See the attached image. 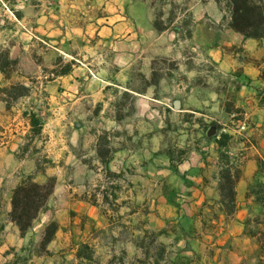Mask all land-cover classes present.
Masks as SVG:
<instances>
[{"label":"crops","instance_id":"1","mask_svg":"<svg viewBox=\"0 0 264 264\" xmlns=\"http://www.w3.org/2000/svg\"><path fill=\"white\" fill-rule=\"evenodd\" d=\"M171 33L158 31L145 0H0V176L18 177L7 187H3L6 179H1L0 235L7 238L5 244L22 241L27 235L23 236L10 219L12 194L24 176L32 175L35 181L46 183L56 175L87 176L94 170L107 175L110 171L114 176L128 177L113 183L126 189L130 198L137 192L148 194V228L159 233L167 247L159 264L178 254L190 264H260L261 245L250 232L249 223L264 208L256 190L257 184H264L262 41L246 39L241 33L234 40L252 52L258 60L254 64L223 57L215 50L202 59L183 57L175 106L133 103L134 117L139 113L158 117L156 120L136 119L131 114L110 120L104 116L113 87L134 98L152 99L149 92L141 94L129 83L139 67L151 65L154 52L169 53L175 40ZM227 62L230 76L238 83L233 89L234 105L247 120L248 139L221 148L214 137L211 144L215 152L194 149L178 162L167 154L153 158L152 153H139L137 145L129 142L131 138L134 142L137 134L131 129L169 127L170 110L195 113L202 93L200 67L196 65L203 64L210 71L211 64L223 66ZM237 65L241 69L238 73ZM17 86L25 92L14 97L11 90ZM228 115L234 124L236 114ZM110 127L128 130L122 133L125 142L104 165L99 155L100 133ZM221 150L230 153L243 172L237 184V210L230 216L220 210L218 202ZM6 161L19 163L7 165ZM70 206L72 211L96 220L104 217L90 202ZM213 206L217 213L209 217ZM41 215L43 225L53 217V211L47 209ZM69 218L71 221L77 216ZM206 223L214 225L212 232ZM168 224H176L175 229H169ZM64 238L71 249L72 264H79L72 231ZM61 243L58 230L47 251L56 254ZM140 249L132 243L128 250Z\"/></svg>","mask_w":264,"mask_h":264},{"label":"rangeland","instance_id":"2","mask_svg":"<svg viewBox=\"0 0 264 264\" xmlns=\"http://www.w3.org/2000/svg\"><path fill=\"white\" fill-rule=\"evenodd\" d=\"M145 1L152 9L156 28L158 29L159 26L164 30H169L170 33L173 32L175 40L173 44H170L168 54L154 52L151 65L139 67L135 79L129 83L141 94L149 92L152 99L140 95L134 98L133 95L120 93L116 90L118 88L113 87L111 104L104 113L106 120L121 118L127 114H131L132 117L135 100L138 105L168 103L170 106H175L179 99L177 80L183 75V70H180V62L183 57L202 59L209 56L210 50H215L223 57H238L246 63L254 64L258 61L253 58L252 52L246 50L242 44L234 43L238 32L227 27L230 12L225 0H222V5L217 0ZM158 31L162 32L159 29ZM260 41L264 43V38ZM260 55L264 56V54ZM196 66L200 67L202 87V93L199 96L200 104L195 109L196 112L183 114L170 110L167 114L169 127L152 126L131 129L137 134L134 137V142L132 138L129 142L137 145L139 153H152L153 158L167 154L178 162L194 149L202 152H215L216 150L212 149L211 140L222 132L231 135L229 145L248 139L246 135L248 130L242 132L237 128L239 120L246 122L247 120L242 118L243 114L234 105L235 91L233 89L238 86V83L230 76L228 62L223 66L211 64L210 71L205 69L203 64ZM240 71L241 69L237 65L235 72ZM231 112L236 114L235 119L237 120L234 121V124L229 120L228 113ZM150 113L152 114V112L146 114ZM134 118L156 120L158 117H145V115L141 116L137 113ZM127 130L125 128L116 130L113 127L102 130L99 140V155L102 164H109L115 150L122 142H125L122 140V133ZM211 130H215L216 134L210 136ZM206 147L210 148L205 149ZM241 152L243 151L241 150ZM45 161L42 160V162ZM63 161L61 166L65 165ZM15 162L19 163V161H6L7 165ZM262 166L264 168V163ZM76 171L80 172L79 169ZM111 173L109 171L107 175H100L99 171L94 170L92 175L87 176L73 174L49 177L55 179V189L43 213L47 209H51L53 217L42 225L44 216H39L34 227L22 241L18 239V241L5 244L7 238L0 235V264H72L74 259L69 255L71 249H69L70 246H67L64 238L68 231L73 233V248L77 252L85 250L89 257L79 259V264H149L155 261L157 246L162 242L157 232V242L154 244H152V238L146 235L147 230L152 231L148 228V194L137 192L135 198H130V193L126 189L113 183L117 179L125 181L128 177L114 176ZM2 178L12 180L10 184L4 180L3 187L12 185L18 180L16 176H0V185ZM256 190L264 202V184H257ZM169 194H172V197L175 196V193ZM128 201L135 202L128 205ZM73 202L80 204L90 202L104 214V217L96 220L87 214L74 212L70 206ZM216 210L213 206L209 211V217L216 215ZM133 212H135L134 215L128 216ZM70 215L73 218L77 216V218L70 221ZM52 221L59 223V234L62 235V243L58 245L54 255L43 250L42 247L46 227ZM192 225L190 221L187 222V226L191 227ZM205 226L209 232L213 231L212 223H206ZM175 227L176 224H168L169 229H175ZM249 229L252 234L263 231L264 208L252 216ZM132 243L143 245L145 248L130 253L128 249ZM84 246H88V248L85 249ZM263 254L262 251L261 261ZM164 262L175 264L177 259L176 257L168 258Z\"/></svg>","mask_w":264,"mask_h":264},{"label":"trees","instance_id":"3","mask_svg":"<svg viewBox=\"0 0 264 264\" xmlns=\"http://www.w3.org/2000/svg\"><path fill=\"white\" fill-rule=\"evenodd\" d=\"M222 5V0H217ZM230 19L227 27L241 33L246 39L253 38L261 40L264 38V0H225ZM157 27V26H156ZM163 31L164 28L158 26ZM25 92L21 86L13 87L11 94L18 97ZM216 141L221 148L229 145L231 135L222 132L215 136ZM221 168L219 171V204L227 216L233 215L237 210V184L242 177V169L235 163L233 157L227 151H220ZM105 161V160H104ZM107 162V161H105ZM111 173V172H110ZM113 174V173H111ZM55 179L49 178L46 183H39L34 180L32 175L22 178L20 183L14 189L12 194V210L10 219L20 229L21 234L26 235L33 227L41 213L46 209L48 200L54 193ZM60 225L57 221H52L46 227L45 235L42 239L43 250H47L50 242L55 238ZM156 232L146 231V235L152 238V244L157 242ZM258 237L261 249L264 253V229L261 233L254 234ZM143 243V242H142ZM145 248L143 245H138ZM85 249L88 246H84ZM167 247L163 243L157 246V254L155 255V263L159 264V260L164 256ZM149 254V251H147ZM85 250L77 252L78 259L89 258ZM175 264H190L188 258L180 256L176 257ZM264 264V254L261 261Z\"/></svg>","mask_w":264,"mask_h":264},{"label":"built area","instance_id":"4","mask_svg":"<svg viewBox=\"0 0 264 264\" xmlns=\"http://www.w3.org/2000/svg\"><path fill=\"white\" fill-rule=\"evenodd\" d=\"M248 126V123L244 120H239L237 123L238 130L242 132L248 130Z\"/></svg>","mask_w":264,"mask_h":264},{"label":"water","instance_id":"5","mask_svg":"<svg viewBox=\"0 0 264 264\" xmlns=\"http://www.w3.org/2000/svg\"><path fill=\"white\" fill-rule=\"evenodd\" d=\"M216 134V131L215 130H211L210 132H209V135L210 136H213V135H215Z\"/></svg>","mask_w":264,"mask_h":264}]
</instances>
